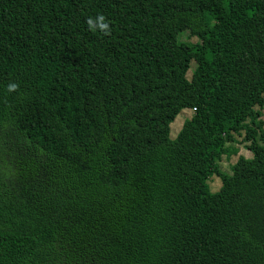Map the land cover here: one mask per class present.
I'll return each instance as SVG.
<instances>
[{
	"label": "trees",
	"instance_id": "obj_1",
	"mask_svg": "<svg viewBox=\"0 0 264 264\" xmlns=\"http://www.w3.org/2000/svg\"><path fill=\"white\" fill-rule=\"evenodd\" d=\"M262 109L264 0H0V264H264Z\"/></svg>",
	"mask_w": 264,
	"mask_h": 264
},
{
	"label": "rangeland",
	"instance_id": "obj_2",
	"mask_svg": "<svg viewBox=\"0 0 264 264\" xmlns=\"http://www.w3.org/2000/svg\"><path fill=\"white\" fill-rule=\"evenodd\" d=\"M181 40L183 39L188 40L190 42H194L196 41L195 38H188V36L186 34L180 36ZM194 68V63L191 62L190 63V69L186 74L187 79L190 78V72L192 71V69ZM192 110L191 109H183L182 112H180L174 119V121L169 125L168 131L167 133H163L162 136H169L170 139H173L177 132L179 131V129L181 128L183 122L185 119H188L191 115H192ZM258 119L260 121L264 120V109L261 110V114L258 117ZM166 137V136H165ZM235 137V142L233 143H229L227 144V147H230L231 149H234V153L231 154L229 157L227 156H222L220 158V160L217 162L219 170L230 174L231 173V167L235 164L236 160L238 159L239 156L243 157V158H249L251 155L250 153L247 151V149L245 148V143L241 142V136H234ZM209 180H207V186L209 188V191L211 193H216L219 188H220V180L216 177L213 176L211 178H208Z\"/></svg>",
	"mask_w": 264,
	"mask_h": 264
},
{
	"label": "clouds",
	"instance_id": "obj_3",
	"mask_svg": "<svg viewBox=\"0 0 264 264\" xmlns=\"http://www.w3.org/2000/svg\"><path fill=\"white\" fill-rule=\"evenodd\" d=\"M89 29H99L105 35L108 34V24L104 22V17L101 15H97L94 20L93 18H89L87 21ZM16 88L15 84L9 85V90H14Z\"/></svg>",
	"mask_w": 264,
	"mask_h": 264
}]
</instances>
